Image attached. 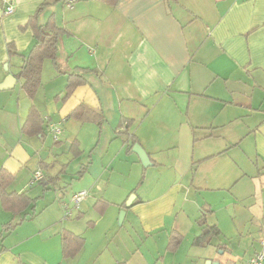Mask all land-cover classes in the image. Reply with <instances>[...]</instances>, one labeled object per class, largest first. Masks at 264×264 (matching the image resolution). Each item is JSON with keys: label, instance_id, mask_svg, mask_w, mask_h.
I'll use <instances>...</instances> for the list:
<instances>
[{"label": "crops", "instance_id": "0c3cea01", "mask_svg": "<svg viewBox=\"0 0 264 264\" xmlns=\"http://www.w3.org/2000/svg\"><path fill=\"white\" fill-rule=\"evenodd\" d=\"M43 1L0 0V83L9 75L17 79L36 42L29 19ZM9 5L14 12L6 14ZM51 14L65 30L58 65L44 61L34 99L19 79L0 90V170L14 175L8 192L36 199L17 214L0 198V264H77L85 254L96 260L106 252L104 264H248L264 232V0L61 1L40 14V23ZM10 44L17 53L10 54ZM79 68L88 71L89 82L65 98L68 75ZM81 103L106 120L69 118ZM33 105L44 123L28 136L22 127ZM55 125L63 127L59 144ZM118 140L116 155L135 153L136 144L147 152L145 167L156 174L147 196L139 186L108 190L97 182L76 191H95L76 210L59 209L64 217L73 209L69 218L54 217L66 187L62 174L74 172L80 180L92 169L100 172L99 158ZM75 141L79 155L71 150ZM83 165L87 171L78 178ZM38 169L48 185L33 182ZM111 206L124 209L122 222L131 215L134 224L122 253L110 251L120 228ZM106 217L107 232L94 233ZM9 222L15 227L2 233ZM208 225H217L220 236L196 245ZM64 230L85 238L73 258L64 257ZM89 230L98 238L87 248ZM237 236L245 238L244 254L226 242ZM185 242L197 251L182 253Z\"/></svg>", "mask_w": 264, "mask_h": 264}, {"label": "trees", "instance_id": "16d2710c", "mask_svg": "<svg viewBox=\"0 0 264 264\" xmlns=\"http://www.w3.org/2000/svg\"><path fill=\"white\" fill-rule=\"evenodd\" d=\"M61 1H65V4L74 3L76 0H44L38 7L36 13L29 19V25L33 27L36 37V42L30 51V53L23 57V65L18 72L17 79L21 81V87L25 94L30 98L34 99L39 88L41 81V74L43 70V64L46 59H53L58 65L56 55L58 52V43L60 37L64 34L65 30L62 27H58L51 14L48 22L46 24L40 23V14L45 11L48 7L55 5ZM110 5H115L118 0H103ZM171 1V0H168ZM10 54L17 53L12 49V45H9ZM87 70L85 68H79L77 71L69 73L67 78L66 94L67 98L74 89L81 85L88 83ZM69 118L75 119L81 123L85 122H95L101 125L103 121L106 120V114L104 112H98L88 105L81 103L69 114ZM44 118L40 114V111L35 105L32 106L28 118L26 119L22 132L28 136H35L40 133L43 129ZM63 132V128H62ZM61 134L58 139H55V143L59 144L61 142ZM131 143L134 145L137 139L132 136ZM74 145V146H73ZM75 147V148H74ZM131 147V146H129ZM71 150L74 154L79 155L81 151L79 150L78 142L75 141L71 144ZM87 165H83L78 172V178H81L87 171ZM41 170V169H38ZM36 170V171H38ZM33 174V182L46 184L45 177L39 181L35 180ZM42 171V170H41ZM43 172V171H42ZM14 179V175L7 171L6 169L0 170V198L2 200V205L6 210L12 211L14 213H21L28 209L32 204L36 202V199L31 198L26 195V193H16L8 192V187ZM57 186L56 183H52V186ZM33 206V205H32ZM106 205H104L105 207ZM103 207V208H104ZM204 215V214H203ZM16 224L9 222L4 225L2 233L11 231ZM221 231L217 225H208L204 228L203 232L196 236L194 243L196 245H206L210 244L215 236H220ZM180 238L178 236L172 237L171 245L176 246ZM85 238L81 235H77L74 232L64 230L62 233L63 242V253L66 258L75 257L78 252L82 249L84 245ZM125 264V263H121Z\"/></svg>", "mask_w": 264, "mask_h": 264}, {"label": "rangeland", "instance_id": "374dc122", "mask_svg": "<svg viewBox=\"0 0 264 264\" xmlns=\"http://www.w3.org/2000/svg\"><path fill=\"white\" fill-rule=\"evenodd\" d=\"M120 139H122V138H120ZM119 140H118V142H116L114 147H112V149L110 150L109 153H103L102 156L99 158L98 163L101 167L100 172H99V169H95V172H93V169H92L87 174V176L85 178H82L80 180L76 179V176H74V174H75L74 172L66 171L62 174L61 185L62 186L66 185V187L62 191L59 190L58 194L60 196V198H59L60 201L57 199L56 202L54 203V206H53V208H54L53 216L54 217H57L58 220H63L65 218H69V217H64V215H65V213L63 211L64 209H62V211L59 209H61L62 207L64 208L63 204H68L71 208L74 207V203L72 201V196L75 194L74 192H76L80 189L86 188L83 186H89V188H90L91 186H93V184L95 185L97 182L104 188L108 187V190H111L112 188L117 189L123 183H126L128 186H130L131 189L134 188L135 186H139L140 191L144 192L145 195L147 194L148 189L150 188L153 181H155V179H156V174L154 172H152L151 167L146 168L144 163L141 160L139 161V159H141V158H139V155L137 153H130L129 155L124 153V155H122V156L116 155L119 152L118 151L119 144H120ZM98 150H100V149H98ZM93 153H94V151H93ZM94 156H96V152L94 153L93 157ZM60 160L63 161L64 159H60ZM145 169L146 170L150 169V170H149L146 178L143 179V172ZM51 172H54V170L51 169ZM142 179L144 182L142 181ZM89 188H86V189L88 190ZM92 194H95V191L89 190L88 196H91ZM63 196H66V199L63 200L64 203L62 202ZM113 207H115V208H113ZM76 209L77 208L75 207L74 210H76ZM110 209H115V214H114V212L113 213L111 212V214L117 215V213H118V227H120L119 231H116L117 230L116 229L113 232V235L115 238L112 241V244L110 246V251H115V253L116 252L122 253V248H125V250L128 251L129 250L128 244L130 243V238H131L129 235L132 233L133 225H134L132 217H131V215H128L125 218L124 222L120 223V216H121V213L123 212L124 209L121 211H118V209H119L118 206H111ZM39 215H38V217H39ZM113 215L108 214L107 217H111V218L115 217ZM107 217L102 223H100L99 229L94 231V233L101 235L102 231L104 233L107 232V230H108L107 228H109V226H110V221L107 220ZM121 225H122V227H121ZM94 233L91 232L90 230L88 231V233L87 232L85 233L86 234L85 236L88 238L87 248L91 247L95 243H97L95 238H98V237H96L94 235ZM261 235H262V231H261ZM222 238H223V236H222ZM243 240H245V238H241L240 236H237V237H234L233 239L232 238L226 239V242L228 243L229 247H231L232 249L235 250V252H241L242 254H244L245 249L241 247ZM255 243H257V241H255ZM260 246H261V244H260ZM118 247H119V249H118ZM190 249H192L193 251H197L196 249H194L191 246V244H186V242H185L183 244V247L181 248V251H182V253L185 254ZM100 252L101 251L98 247V249L95 252L96 254H94V255H97ZM107 255H108V252L103 254L100 258L96 257V260H95L94 256L91 257L89 254H85V257L82 256L77 261V264H104V261H105ZM64 263L69 264L70 262H67V260H65ZM188 263L191 264L190 261H188ZM199 264H203L202 261H200ZM205 264H208L207 261L205 262Z\"/></svg>", "mask_w": 264, "mask_h": 264}, {"label": "built area", "instance_id": "2783aa9c", "mask_svg": "<svg viewBox=\"0 0 264 264\" xmlns=\"http://www.w3.org/2000/svg\"><path fill=\"white\" fill-rule=\"evenodd\" d=\"M69 6L72 5V3L68 4ZM14 12V7L9 5L6 10L5 13L6 14H11ZM62 132V127L60 125H55L53 127V135L55 137V139L59 138V135ZM35 180L39 181L41 179L44 178V174L41 170L36 171L35 176H34ZM89 191L87 190H82L79 192H76L73 197H72V201L74 203V208H78L80 206V203L88 196ZM73 213V209L71 208H66V216L70 217ZM261 250L259 252H257L251 259L250 261H248V264H263L264 263V232L261 238Z\"/></svg>", "mask_w": 264, "mask_h": 264}, {"label": "water", "instance_id": "95a60500", "mask_svg": "<svg viewBox=\"0 0 264 264\" xmlns=\"http://www.w3.org/2000/svg\"><path fill=\"white\" fill-rule=\"evenodd\" d=\"M17 79L14 75H9L5 81H3L2 83H0V90H5V89H9L12 87V85H14L16 83ZM133 150L135 153H137L139 155V157L141 158L142 162L144 163V165L150 164V158L147 154V152L145 151V149L140 145V144H136L133 147ZM128 204H130L128 202ZM125 211L123 210V212L121 213L120 216V222H122L124 216H125Z\"/></svg>", "mask_w": 264, "mask_h": 264}]
</instances>
